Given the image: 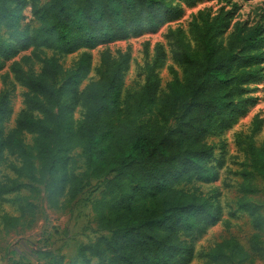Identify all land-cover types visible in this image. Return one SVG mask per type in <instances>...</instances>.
<instances>
[{"label": "trees", "instance_id": "obj_1", "mask_svg": "<svg viewBox=\"0 0 264 264\" xmlns=\"http://www.w3.org/2000/svg\"><path fill=\"white\" fill-rule=\"evenodd\" d=\"M0 0V59L14 56L30 45L60 53L82 50L72 68H63L54 56L44 58L37 75L24 73L13 62L16 79L27 89L26 105L15 126L4 133L2 123L10 114L7 97H0V160L4 152L19 159L11 165L16 178L44 185L47 201L73 199L90 177L105 179L101 197L93 209L97 225L109 236L79 248L85 264H186L189 250L180 235L192 236L219 219L218 206L202 194L176 188L182 181L211 182L216 170L209 165L213 147L206 136L232 125L254 102V85L264 78V35L260 26L237 25L224 40L227 26L222 12H198L189 27L191 39L180 27L168 28L171 56L181 68L160 87L156 68L162 55L146 63L144 82L124 91L129 54L117 50L100 53L97 78L80 88L91 65L88 50L130 34L153 30L182 12L196 0ZM30 3L37 27L20 28L21 12ZM4 35H7L5 38ZM84 108L76 125L74 112ZM147 115L139 124L131 115ZM174 120L175 125L169 127ZM258 129L259 119L254 117ZM33 135L29 148L19 134ZM81 146L85 169L75 171L71 152ZM251 170L242 172V190H253L248 181L264 177V143L245 148ZM37 161V165L35 164ZM18 186L0 181V196ZM255 229L262 215L256 206L240 200ZM251 250L263 255L255 238ZM44 255L51 256L49 252ZM213 264H233L250 254L228 241L206 254ZM8 264H33L12 260ZM49 264H62L53 258Z\"/></svg>", "mask_w": 264, "mask_h": 264}, {"label": "rangeland", "instance_id": "obj_2", "mask_svg": "<svg viewBox=\"0 0 264 264\" xmlns=\"http://www.w3.org/2000/svg\"><path fill=\"white\" fill-rule=\"evenodd\" d=\"M47 0H39L43 5ZM182 12L173 20L164 22L153 30H143L130 34L124 40H114L98 45L88 50L91 55V65L80 88L97 78L96 68L99 65L100 53L108 50L115 54L117 50L129 54L128 68L124 73V91L137 89L144 82L146 63H152L156 58L155 46L161 47L160 63L156 68L160 78V87L174 76L181 77V68L171 56V44L166 37L168 28L180 27L188 39V32L193 17L198 13L226 16L227 26L222 34L223 39L237 25L247 28L260 26L264 35V0H196L186 5L179 2ZM38 23L31 13L28 3L21 12L20 28L29 32ZM6 38L7 35H4ZM264 56V47H263ZM60 53L44 47L30 45L17 49L13 57L0 59V97L6 96L10 114L2 123L4 133L15 126V118L25 108L27 89L16 79L12 69L13 62L26 74L37 75L42 66V60L54 56L63 68H72L80 52ZM261 65L264 68V57ZM254 102L248 105L232 125L219 133L206 136L205 140L213 147V158L209 165L216 170L211 182L197 180L182 181L176 188L202 194L218 206L219 219L207 224L192 236L180 235L183 247L189 250V260L186 264H213L205 254L215 245L228 241L230 245L238 244L250 256L244 260L233 259V264H264L263 255L252 251L254 242L264 250V177L254 174L250 180L253 190L246 194L242 190L244 178L242 172L251 170L245 152L249 142L256 146L264 143V78L254 85L252 91ZM84 108L77 106L74 112L76 125L81 123ZM254 117L259 119L258 129L252 124ZM139 124H145L147 115H131ZM175 121L169 123L173 127ZM21 144L29 148L33 143V135L22 132L19 135ZM81 146L76 147L71 155L75 160V171L85 169ZM0 160V181L18 186L17 189L0 196V264H8L12 260H27L33 264H49L53 258L60 259L62 264H85L79 256V248L94 242L99 236H109L96 222L94 203L101 197L105 179L90 177L81 191L71 200L60 199L57 206H51L46 197L44 185L30 182L26 177L16 178L12 164L19 165V159L9 152L3 153ZM37 165V161H35ZM256 206V211L262 215L261 228L255 229L247 210L240 208V200ZM49 252L51 256L44 255ZM91 258L90 264H95Z\"/></svg>", "mask_w": 264, "mask_h": 264}]
</instances>
